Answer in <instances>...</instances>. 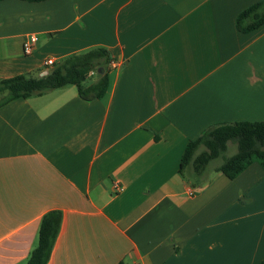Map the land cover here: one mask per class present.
I'll use <instances>...</instances> for the list:
<instances>
[{
	"label": "crops",
	"instance_id": "0c3cea01",
	"mask_svg": "<svg viewBox=\"0 0 264 264\" xmlns=\"http://www.w3.org/2000/svg\"><path fill=\"white\" fill-rule=\"evenodd\" d=\"M258 1H0V80L95 47L117 62L100 99L67 85L0 106V264H26L54 209L46 264L264 259L261 165L205 171L200 186L179 173L204 128L264 120V22L235 27Z\"/></svg>",
	"mask_w": 264,
	"mask_h": 264
},
{
	"label": "trees",
	"instance_id": "16d2710c",
	"mask_svg": "<svg viewBox=\"0 0 264 264\" xmlns=\"http://www.w3.org/2000/svg\"><path fill=\"white\" fill-rule=\"evenodd\" d=\"M263 22L264 0H260L237 15L235 27L246 33L260 27ZM110 60L105 48L95 47L79 54L65 56L50 66L43 75L18 74L3 78L0 80V106L15 98H28L67 85H74L83 100L100 99L108 87ZM90 73L95 74L96 78L85 83L90 78ZM229 141L236 144L237 150L214 167L215 171L233 179L253 161L258 162L264 169V120L234 121L210 125L196 138L189 140L181 157L179 173L191 185H202L205 182L201 178L206 165L226 150ZM61 218V211L55 209L43 214L39 222L36 244L31 249L26 264L47 263L60 229ZM258 264H264V259Z\"/></svg>",
	"mask_w": 264,
	"mask_h": 264
},
{
	"label": "built area",
	"instance_id": "2783aa9c",
	"mask_svg": "<svg viewBox=\"0 0 264 264\" xmlns=\"http://www.w3.org/2000/svg\"><path fill=\"white\" fill-rule=\"evenodd\" d=\"M37 41L36 35H29L26 37L22 42V51L25 55L31 54L33 50V46L35 42ZM55 63V61L52 58H47L44 62L46 66H52ZM117 67V62L114 60H110L109 62V68L114 69ZM47 72V70L41 71L39 75H43ZM91 74V73H90ZM122 186L119 185L117 182L113 183V190L115 192H120L122 190Z\"/></svg>",
	"mask_w": 264,
	"mask_h": 264
},
{
	"label": "rangeland",
	"instance_id": "374dc122",
	"mask_svg": "<svg viewBox=\"0 0 264 264\" xmlns=\"http://www.w3.org/2000/svg\"><path fill=\"white\" fill-rule=\"evenodd\" d=\"M89 79H87L85 81V83H89L91 81H93L95 74L91 73L89 74ZM237 150V146L234 142L229 141L227 143V147L226 150L219 155L218 157L212 159L211 161H209V163L206 165V172H209V170H212L214 167H216L217 165L221 164L222 161L224 160V158L231 156L232 154H234Z\"/></svg>",
	"mask_w": 264,
	"mask_h": 264
}]
</instances>
